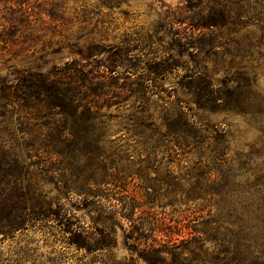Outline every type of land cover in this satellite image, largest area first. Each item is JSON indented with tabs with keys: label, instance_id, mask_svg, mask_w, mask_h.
<instances>
[{
	"label": "trees",
	"instance_id": "obj_1",
	"mask_svg": "<svg viewBox=\"0 0 264 264\" xmlns=\"http://www.w3.org/2000/svg\"><path fill=\"white\" fill-rule=\"evenodd\" d=\"M182 2L175 9H165L161 21L171 38L162 48L161 59H145L149 64L139 66V56L130 53L131 43L125 37L114 46L94 49L107 53L105 60L72 59L46 70L8 65L7 73H0V244L14 243L8 252L0 250V264H68L69 247L78 251L76 264H135L136 259L115 255V224L120 221L129 253L136 250L147 264H258L251 188L232 209L237 220L231 225H237V232L215 237L218 251H210L205 247L206 227L195 222L197 210L173 221L166 220L165 211L152 217L156 215L151 211L153 199L146 201L125 184L114 183L122 170L106 147L107 122L112 117L107 111L112 106L133 99L126 119L145 135L151 152L161 146L176 156L189 151L200 138L199 129L207 126L183 101L169 100L173 91L168 93L162 85L163 112H157L150 100L155 91L160 92L156 79L164 80L178 66L172 51L177 57L192 56L193 66L178 84L204 108L215 102L214 69L208 67V60L232 47L241 61L230 79H224L232 84L225 106L258 122L264 131V94L257 83V70L264 68V0ZM14 13L0 31V60L15 43L16 23L30 15L26 10L18 16ZM48 15L66 20L52 11ZM226 126L217 127L218 133L224 135ZM259 151L245 153L244 164L260 157ZM61 197L88 210L90 222L68 213ZM189 197L193 202L198 199ZM38 231L51 249L46 254L28 235ZM57 244L61 247L56 249Z\"/></svg>",
	"mask_w": 264,
	"mask_h": 264
},
{
	"label": "rangeland",
	"instance_id": "obj_2",
	"mask_svg": "<svg viewBox=\"0 0 264 264\" xmlns=\"http://www.w3.org/2000/svg\"><path fill=\"white\" fill-rule=\"evenodd\" d=\"M182 1L0 0V31L3 26H8L5 19L10 13L15 12L12 15L18 16L26 10L30 14L25 22L16 23L15 43L9 45L10 50L0 60V73L6 74L8 65L46 70L72 59L105 60L108 54L102 50L94 52V49L114 46L125 37L131 43L130 53L139 56V66L149 64L148 59H161L164 54L162 48L171 38L168 28H164L161 21L165 9H175L183 5ZM51 11L63 15L66 20L52 19L48 15ZM254 32L256 36L257 32ZM90 53L92 56H89ZM172 54L178 60V66L164 80L161 76L156 79L160 92L155 91L150 100L155 102L156 111L162 113L165 105L161 100L162 85L168 93L173 91L169 100L176 97L183 101V105L199 118V123L207 126L199 129L200 138L189 151L176 156L161 146L157 152H151L146 148L145 135L138 134L136 127L126 119L133 99L120 107L112 106L107 111L112 117L107 122L106 147L117 160V168L122 170L114 183L125 184L129 192L138 197L143 195L146 201L153 199L151 211L156 215L152 217H161L165 211L168 214L166 220L173 221L186 211L197 210L195 214L199 218H195V222L202 224H197L198 227H206L208 240L205 247H209L210 251H218L215 237H229L237 232V225H231L237 220V214L232 209L241 203L245 189L251 188L257 215L258 264H264V131L259 129L258 122L225 106L228 88L232 84L224 82V79H230L234 67L241 61L240 57L234 55L232 47L228 52L210 57L207 65L214 69L212 79L215 91L212 96L215 102L202 108L199 103L196 104L198 100L178 84L186 69L193 66L192 56L185 53L177 57L174 51ZM257 71L258 89L264 94V68L260 67ZM200 103L202 105L204 99ZM172 108H176L174 103ZM225 125L226 133L219 134L217 127ZM255 149L260 150V157L255 156L245 165L244 154ZM103 192L100 193L103 195ZM190 195L198 196L197 201L193 202ZM61 199L68 213L85 223L90 222L88 210L78 209L73 199ZM115 225L116 257H131L137 260L135 264H147L136 250L129 253L124 244L121 221ZM28 235L37 240L40 252L46 254L51 250L45 246L41 232H29ZM13 244L6 241L0 244V250L8 252ZM55 247L57 249L61 245ZM66 250L69 252L66 263L76 264L78 251L73 247Z\"/></svg>",
	"mask_w": 264,
	"mask_h": 264
}]
</instances>
